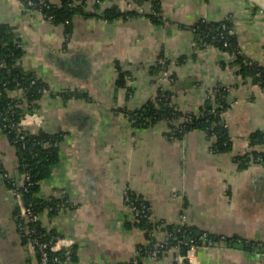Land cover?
<instances>
[{"label": "crops", "instance_id": "0c3cea01", "mask_svg": "<svg viewBox=\"0 0 264 264\" xmlns=\"http://www.w3.org/2000/svg\"><path fill=\"white\" fill-rule=\"evenodd\" d=\"M92 2L87 0L85 8L90 10ZM112 5L139 13L113 19L77 14L67 35L62 24L25 0H0V22L13 27L24 49L22 66L48 87L27 129L62 134L59 160L41 181L39 195L65 204L53 214L39 213L41 226L56 234L57 248H71L74 264H126L140 256L142 264H172L174 250L161 258L142 255L148 240L125 201L131 190L148 203L151 221L161 227L188 225L213 234L208 244L195 248L192 261L180 264H264V90L236 67L222 65L221 59L231 58L219 48L198 46L192 29L199 19L229 18L241 50L264 64V5L160 0L161 20L148 15L149 1L103 0L100 8ZM166 61L164 71L173 75L161 84L173 90V103L184 112L198 110L213 89L224 88L229 150H213L200 129L171 138L167 120L145 127L132 123L126 112L154 95L164 71L156 73L152 66ZM117 66L128 73L124 85L117 84ZM65 90L84 95L65 99L59 95ZM256 131L262 142H252ZM0 162L18 178L17 150L1 129ZM4 179L0 264H37L35 248L21 240L15 219L25 197ZM156 234L161 241L166 237L164 230ZM234 242L251 247L230 245Z\"/></svg>", "mask_w": 264, "mask_h": 264}, {"label": "trees", "instance_id": "16d2710c", "mask_svg": "<svg viewBox=\"0 0 264 264\" xmlns=\"http://www.w3.org/2000/svg\"><path fill=\"white\" fill-rule=\"evenodd\" d=\"M25 1L27 3L28 0ZM33 1L35 4H27L31 8L38 9L52 23L62 24L67 35L72 31L73 17L77 14L113 19L122 15L139 13L133 9L121 11L117 5L101 9L103 0H93L90 10L85 8L87 0H59L58 3L48 0ZM144 1H149L152 7L148 15L155 20H161L160 0H135V3L140 5ZM192 29L198 46L219 48L231 58L230 62L221 59L222 65L228 63L230 66L236 67L242 77L251 79L253 83L264 90V64L251 59L241 50L229 18L219 21L199 19L192 25ZM23 54L24 49L14 34L13 27L8 23L0 22V129L15 146L19 160L18 178L12 177L1 162L0 177L5 178L4 180L12 189L25 197L24 208L29 209L28 216L23 215L24 209H17L15 212L21 240L30 243L29 238L40 236L41 240L52 238L54 241L56 234L41 226L38 215L45 209L49 214H53L61 204L65 203L55 197H41L39 188L41 181L51 175L54 164L59 160L58 142L61 140L62 134L51 133L43 129L33 131L25 129L19 124L26 113L37 111L40 108L39 100L48 90L47 84L34 71L22 66ZM166 65L167 61L157 63L152 66V69L156 73L163 72L167 69ZM117 69V84L124 85V77L126 78L128 73L118 66ZM172 75V73L169 74V80ZM223 93L224 88L219 85L211 91L212 95L205 99L198 110L184 112L173 103V90L158 84L154 95L145 104L134 111H127L126 114L134 125L142 127L152 125L159 120H167L169 126L167 134L171 138L182 137L194 129L203 130L211 139L213 150L227 151L232 146V140L224 119L226 105ZM59 95L67 99L72 96H83L84 93L65 90L61 91ZM262 138L260 131L251 135L252 142H262ZM238 161L241 167L246 163L242 156L238 158ZM127 195L139 210L137 215H133L134 224L146 231L148 242L141 246L142 255L161 258L169 250H174L175 254H183L187 247L186 243L190 240L198 246L208 244L210 240H213V234L194 226L168 225L161 227L159 222L151 221L149 206L145 200L131 190L127 191ZM159 230L166 231L163 241L157 237L156 232ZM148 232L149 234H147ZM235 239V237H220L218 240L229 242ZM35 251L39 256L37 248ZM152 251H156V253L152 254ZM51 255H59L62 260H65L66 256L63 250L51 252ZM141 257L136 262L130 261L126 264H142ZM75 261L74 253L71 250L69 260L54 264H74ZM172 264H177L176 259H173Z\"/></svg>", "mask_w": 264, "mask_h": 264}, {"label": "built area", "instance_id": "2783aa9c", "mask_svg": "<svg viewBox=\"0 0 264 264\" xmlns=\"http://www.w3.org/2000/svg\"><path fill=\"white\" fill-rule=\"evenodd\" d=\"M40 1H43V0H40ZM27 3L29 5L35 4L33 0H28ZM167 80H169L168 71H164L163 73H161L160 76L157 77L158 84H161L162 82H165ZM30 118H35L34 114H32L31 112L26 113L23 116V118L20 120L19 124L23 126L25 129H27V125L29 123H32L30 121ZM36 120H38L36 123L40 122L39 119H36ZM125 201L128 203L129 207L133 211V214L137 215L139 213V210L130 201V198L127 195V191L125 192ZM28 214H29V209L24 208L23 215L28 216ZM39 237L40 236L29 238L30 243L35 248H37V251L39 254V256H37V264H54V263L66 262L67 260H69V253L71 252V248L63 250L66 256H65V260L64 259L62 260L59 255H51V252H58L62 250V249L57 248L55 241H53L52 238L41 240ZM186 244H187V247H186L185 253L183 254L177 253L175 256L177 264L183 263L184 261L193 260L194 251L198 245L195 244L192 240H190ZM155 253L156 251H152V254H155Z\"/></svg>", "mask_w": 264, "mask_h": 264}, {"label": "water", "instance_id": "95a60500", "mask_svg": "<svg viewBox=\"0 0 264 264\" xmlns=\"http://www.w3.org/2000/svg\"><path fill=\"white\" fill-rule=\"evenodd\" d=\"M253 1H255V2L259 3V4L264 5V0H253ZM230 245H233L234 247H237V248H244L245 246L246 247H251L248 244H245L243 242H234V243H232Z\"/></svg>", "mask_w": 264, "mask_h": 264}]
</instances>
